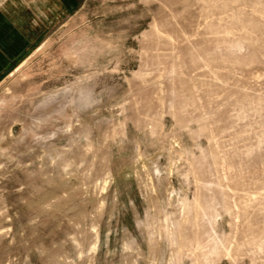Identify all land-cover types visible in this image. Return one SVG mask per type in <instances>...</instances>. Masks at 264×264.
<instances>
[{
  "label": "rangeland",
  "instance_id": "obj_1",
  "mask_svg": "<svg viewBox=\"0 0 264 264\" xmlns=\"http://www.w3.org/2000/svg\"><path fill=\"white\" fill-rule=\"evenodd\" d=\"M0 264H264V0H0Z\"/></svg>",
  "mask_w": 264,
  "mask_h": 264
}]
</instances>
